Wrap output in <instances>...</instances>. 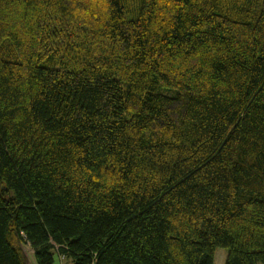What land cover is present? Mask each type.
Listing matches in <instances>:
<instances>
[{
  "label": "trees",
  "instance_id": "16d2710c",
  "mask_svg": "<svg viewBox=\"0 0 264 264\" xmlns=\"http://www.w3.org/2000/svg\"><path fill=\"white\" fill-rule=\"evenodd\" d=\"M264 264V0H0V264Z\"/></svg>",
  "mask_w": 264,
  "mask_h": 264
},
{
  "label": "rangeland",
  "instance_id": "374dc122",
  "mask_svg": "<svg viewBox=\"0 0 264 264\" xmlns=\"http://www.w3.org/2000/svg\"><path fill=\"white\" fill-rule=\"evenodd\" d=\"M23 249L25 252V255L28 259V264H36L35 260H34V255H33V250L32 248L28 245L25 244L23 245ZM214 264H225V260H226V249L224 248H217L214 254ZM55 264H70V261L68 258H63L60 257L58 259V257L55 259Z\"/></svg>",
  "mask_w": 264,
  "mask_h": 264
}]
</instances>
